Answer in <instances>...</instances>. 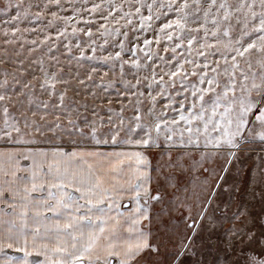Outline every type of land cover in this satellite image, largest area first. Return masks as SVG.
Segmentation results:
<instances>
[{
	"label": "snow or ice",
	"instance_id": "6c2138e0",
	"mask_svg": "<svg viewBox=\"0 0 264 264\" xmlns=\"http://www.w3.org/2000/svg\"><path fill=\"white\" fill-rule=\"evenodd\" d=\"M0 264H264V0H0Z\"/></svg>",
	"mask_w": 264,
	"mask_h": 264
}]
</instances>
